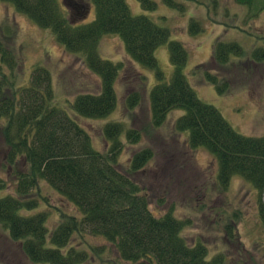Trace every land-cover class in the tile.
<instances>
[{
	"label": "trees",
	"instance_id": "16d2710c",
	"mask_svg": "<svg viewBox=\"0 0 264 264\" xmlns=\"http://www.w3.org/2000/svg\"><path fill=\"white\" fill-rule=\"evenodd\" d=\"M0 2L12 4L16 12L39 28L49 30L63 51L76 57L99 82L98 90L95 87L92 92L76 83L77 94L73 100L67 99L72 102L74 113L69 116L71 111L53 102L52 75L45 65L34 66L27 85L15 84L19 59L10 46L0 41V130L6 149L2 159L13 170L11 179L15 188L14 194L8 193V181L0 176V228L17 246L15 258L19 262L224 264L222 255L207 260L203 243L191 244L183 237L182 231L191 225V220L178 219L173 208L161 214L153 211L144 189L146 185L137 181L150 168H154L153 180L163 170L169 179L170 170L175 171L176 183L183 176L184 172L177 175L182 170L192 172L195 179L201 178L202 172L196 169L194 157L198 148H204L216 159V183L222 190L228 188L235 176L255 188L257 210L264 228V136L253 138L238 134L216 108L197 97L183 74L187 51L180 42H168L167 29L146 16L132 15L125 0H91L95 17L85 25L72 24L69 13L66 16L61 12L59 0ZM138 2L147 10L156 7L151 0ZM166 2L174 5L169 0ZM234 2L249 6L252 0ZM189 31L197 35L202 32V26L191 21ZM111 35L122 40L130 65L138 63L155 69L160 81L148 93L149 114L143 113V118L136 119L142 121L148 141L156 142L162 136L158 129L165 124L170 111L182 109L185 113L173 122L172 130L180 135L188 132L184 153L168 143L162 149L165 144L160 147L158 143L157 147L156 142L157 149L139 148L124 169L117 161L118 154L126 147L138 145L142 129L128 128L122 143L121 123L105 124L100 136L108 149L103 152L95 147L89 131L78 122L77 119L100 120L114 111L118 101L116 83L120 79L126 87L127 112H134L145 102L146 77L135 68L129 69L124 62L112 63L99 56L101 38ZM167 42L174 67L168 83L163 82L164 76L155 58V51ZM242 57L244 52L237 43L216 40L209 62L196 69L203 67L205 80L225 94L234 88L233 82L239 81L237 76L243 80L257 76L264 63V48L254 49L245 60L232 61ZM213 72H221L220 83ZM158 156L165 160L160 169ZM184 176L190 177L185 173ZM39 182L47 183L63 202L54 208L60 221L53 229L47 226L48 213L38 210L42 200ZM157 206L166 207V203L160 201ZM203 209L201 206L199 211ZM74 237L80 239L81 247L71 245ZM86 238L93 239V243Z\"/></svg>",
	"mask_w": 264,
	"mask_h": 264
},
{
	"label": "rangeland",
	"instance_id": "374dc122",
	"mask_svg": "<svg viewBox=\"0 0 264 264\" xmlns=\"http://www.w3.org/2000/svg\"><path fill=\"white\" fill-rule=\"evenodd\" d=\"M70 1L59 0L61 12L63 10L66 16L68 10L64 7V3ZM72 1L78 2L83 8L90 7V11L86 18L84 14L70 17L71 23L74 25L91 23L95 17V8L91 0ZM125 1L132 15L148 17L157 26L169 31L168 42H180L185 47L187 63L183 74L201 101L216 108L238 134L253 138L264 136V63L259 67V75L251 77L252 80H243L237 76L239 81L233 82L234 88L225 94L219 93L214 84L205 80L203 67L196 69L209 62L212 46L216 40L225 43L235 42L241 46L244 57L232 58V61L245 60L254 49L264 48V0H252L249 6L238 5L234 0H169L174 4L173 6L166 0H151L156 4L152 11L144 9L138 0ZM191 21L201 24V33L197 35L190 33ZM0 41L10 46L19 59L20 66L17 70L19 78H16L15 84L20 85L19 87L27 85L34 66L45 65L52 75L55 92L53 102L65 111H71L68 115L74 114L70 106L72 102L67 99L73 100L77 94L76 83L83 84L84 90L89 88V92L95 87L98 90V78L83 68L76 57L65 53L49 30L39 28L25 15L16 12L12 4L3 2H0ZM100 42L98 53L101 59L112 63L124 62L129 69L135 68L146 77L147 91L143 92V100L146 103L143 101L134 112H127L124 105L126 87L120 79L116 83L117 106L111 114L100 120L77 119L89 131L95 147L106 152L108 145L104 144L100 136L101 127L109 122H120L124 127L120 137L122 143H124L123 138L126 139V130L130 127L138 129L140 127L143 134L138 145L126 147L118 154L117 161L124 169L130 157L139 148L146 146L157 149L159 143L160 147L161 144H165L161 147L165 149L168 143L176 147L180 153H184L188 132L180 135L172 130L173 122L185 113L184 110L174 109L168 113L165 124L158 129V133L162 136L157 137V147L155 141L153 143L148 141L150 138L145 135L146 130L143 129L142 121L136 120L143 118V113L149 114L148 93L160 82L156 70L138 63L130 65V58L119 37L104 36ZM168 42L155 51L158 69L164 76L163 82L166 83L170 82L174 72ZM3 71L8 73L4 67ZM219 73L213 72L220 83L221 72ZM4 148V138L0 130V176L8 181L7 192L14 194V182L11 179L14 177L13 170L8 168L2 159L6 150ZM194 157L197 161L196 169L202 172V177L199 179H195L192 172L182 170L177 173L178 176L184 172L190 177L186 178L183 173L176 183L175 171L172 173L170 170L169 179L168 174L164 175L163 170L158 174L157 180H153L151 172L154 168L146 169L137 177L139 183L146 185L144 189L147 191L152 210L161 214L173 208L174 215L178 219L191 220V225L183 229L182 235L191 244L203 243L207 248V260L219 254L223 256L224 264H264V228L257 210V191L239 176L233 177L228 188L222 190L216 183L218 171L216 159L214 160L204 148L195 150ZM158 161L160 169L165 163L163 156H158ZM38 185L42 196L38 210L48 213L47 226L53 229L60 221L54 208L63 202L47 183L39 182ZM160 201L165 202L166 207H158L157 202ZM201 206H204V209L199 211ZM86 240L93 243L91 238ZM80 242L78 237H74L71 245L79 248ZM17 251V246L10 242L5 231L0 228V264H25L15 258Z\"/></svg>",
	"mask_w": 264,
	"mask_h": 264
},
{
	"label": "flooded vegetation",
	"instance_id": "af4514ba",
	"mask_svg": "<svg viewBox=\"0 0 264 264\" xmlns=\"http://www.w3.org/2000/svg\"><path fill=\"white\" fill-rule=\"evenodd\" d=\"M68 5L70 7L69 15L71 17L79 16L82 13L81 9L83 7L81 5H79L78 2L71 0L70 3H68Z\"/></svg>",
	"mask_w": 264,
	"mask_h": 264
},
{
	"label": "water",
	"instance_id": "95a60500",
	"mask_svg": "<svg viewBox=\"0 0 264 264\" xmlns=\"http://www.w3.org/2000/svg\"><path fill=\"white\" fill-rule=\"evenodd\" d=\"M88 13H89V9L87 8L85 12V17H87Z\"/></svg>",
	"mask_w": 264,
	"mask_h": 264
}]
</instances>
